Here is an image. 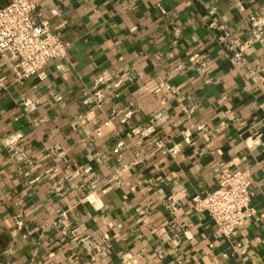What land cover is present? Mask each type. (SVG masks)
Returning <instances> with one entry per match:
<instances>
[{"label":"crops","instance_id":"0c3cea01","mask_svg":"<svg viewBox=\"0 0 264 264\" xmlns=\"http://www.w3.org/2000/svg\"><path fill=\"white\" fill-rule=\"evenodd\" d=\"M34 1L68 45L0 54V264H264V0ZM223 166L230 238L191 205Z\"/></svg>","mask_w":264,"mask_h":264},{"label":"built area","instance_id":"2783aa9c","mask_svg":"<svg viewBox=\"0 0 264 264\" xmlns=\"http://www.w3.org/2000/svg\"><path fill=\"white\" fill-rule=\"evenodd\" d=\"M51 14L56 11L51 10ZM38 15L34 0H9L0 6V54L12 52V67L19 80L41 75V68L50 59L63 57L68 45L58 31L50 29L49 18ZM251 23L257 33L264 29V17H255ZM95 133L100 134L98 127ZM250 183L247 168L231 170L223 166L214 189L192 197V208L205 214L220 235L230 238L255 213L250 205Z\"/></svg>","mask_w":264,"mask_h":264}]
</instances>
